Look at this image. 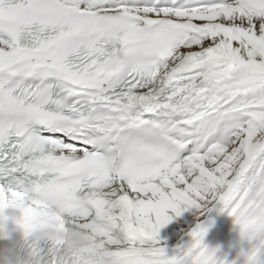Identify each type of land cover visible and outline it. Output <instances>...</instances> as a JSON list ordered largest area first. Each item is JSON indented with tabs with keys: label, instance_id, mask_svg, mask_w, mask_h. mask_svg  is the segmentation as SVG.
<instances>
[{
	"label": "snow or ice",
	"instance_id": "6c2138e0",
	"mask_svg": "<svg viewBox=\"0 0 264 264\" xmlns=\"http://www.w3.org/2000/svg\"><path fill=\"white\" fill-rule=\"evenodd\" d=\"M8 210L16 264H174L211 213L264 222V0H0Z\"/></svg>",
	"mask_w": 264,
	"mask_h": 264
},
{
	"label": "clouds",
	"instance_id": "9594fccd",
	"mask_svg": "<svg viewBox=\"0 0 264 264\" xmlns=\"http://www.w3.org/2000/svg\"><path fill=\"white\" fill-rule=\"evenodd\" d=\"M235 240L230 245L236 249V256L232 260L223 257L220 245L204 243L202 233L196 238L185 241L183 246L175 250L174 264H260V257L264 254V222L253 220L251 217L230 215ZM11 232L22 237L24 229L19 219L11 211H0V241L9 239ZM0 264H5L0 258Z\"/></svg>",
	"mask_w": 264,
	"mask_h": 264
},
{
	"label": "bare ground",
	"instance_id": "6f19581e",
	"mask_svg": "<svg viewBox=\"0 0 264 264\" xmlns=\"http://www.w3.org/2000/svg\"><path fill=\"white\" fill-rule=\"evenodd\" d=\"M209 219L210 224L204 236V243L220 245L223 257L232 260L236 256V249L230 247L235 240V233L231 231V218L227 213H211ZM192 220L193 217L189 211L160 230L159 239L163 245L167 246L166 250L172 248L179 241L180 236L183 235L180 229L187 228ZM237 264H240L239 260H237ZM260 264H264V254L260 257Z\"/></svg>",
	"mask_w": 264,
	"mask_h": 264
}]
</instances>
